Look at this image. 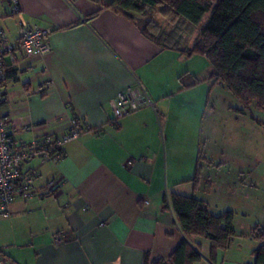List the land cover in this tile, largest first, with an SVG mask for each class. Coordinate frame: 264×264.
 Returning <instances> with one entry per match:
<instances>
[{"label": "crops", "instance_id": "0c3cea01", "mask_svg": "<svg viewBox=\"0 0 264 264\" xmlns=\"http://www.w3.org/2000/svg\"><path fill=\"white\" fill-rule=\"evenodd\" d=\"M12 2L0 0V28L11 43L21 22L50 29L49 52L20 56L17 80L2 85L0 114L14 143L64 133L72 116L86 129L61 145L59 161L35 158L25 167L37 194L12 204L15 217L29 218L0 254L16 264H153L185 239L201 255L197 264H251L258 241L237 244L248 234L234 217L236 238L212 262L208 239L184 235L172 209L178 194L221 212L204 194L198 143L181 136L177 121L190 91L181 78L197 74L183 54L90 0H15L17 14ZM138 86L152 105L114 122L110 101Z\"/></svg>", "mask_w": 264, "mask_h": 264}, {"label": "trees", "instance_id": "16d2710c", "mask_svg": "<svg viewBox=\"0 0 264 264\" xmlns=\"http://www.w3.org/2000/svg\"><path fill=\"white\" fill-rule=\"evenodd\" d=\"M90 1L134 21L142 35L162 49L203 56L215 82L224 84L244 106L254 100L264 108V0ZM149 9H159L165 19H175L173 28L166 31L147 18ZM205 14H209L208 19L200 27L192 45L183 50L181 46L185 39L182 33L197 26ZM4 75L1 86L7 79L17 80L16 67L7 59L4 61ZM183 77V88L197 83L184 82ZM171 205L184 235L208 239L212 262L218 250L227 249L236 236L231 210L214 214L203 201L178 194L171 196ZM251 236L258 241L251 264H264V228H254ZM200 260V253L184 239L168 258L153 264H197Z\"/></svg>", "mask_w": 264, "mask_h": 264}, {"label": "rangeland", "instance_id": "374dc122", "mask_svg": "<svg viewBox=\"0 0 264 264\" xmlns=\"http://www.w3.org/2000/svg\"><path fill=\"white\" fill-rule=\"evenodd\" d=\"M160 14L159 9L147 11V17H154L170 31L176 20L172 17L162 19ZM208 17L209 14H205L197 26L182 33L183 50L192 45ZM182 54L188 69L197 72H185L183 81L197 83L185 88L190 91L182 95L183 102L179 105L182 111L177 120L182 132L179 131L187 141L198 143L197 158L204 178V194L221 210L213 213L231 210L236 226L248 234L236 236L241 237L237 244L247 239L248 247L252 230L264 228V108L254 100L244 106L224 84L215 82L203 56ZM11 211L8 217L0 216V249L6 251L13 245L17 230L29 218L28 213L22 212L15 217L13 206Z\"/></svg>", "mask_w": 264, "mask_h": 264}, {"label": "built area", "instance_id": "2783aa9c", "mask_svg": "<svg viewBox=\"0 0 264 264\" xmlns=\"http://www.w3.org/2000/svg\"><path fill=\"white\" fill-rule=\"evenodd\" d=\"M15 0L12 2V12L18 13ZM18 39L11 43L5 32L0 28V102L2 101V86L4 81V61L7 59L16 65L20 56L43 57L50 50V29L29 26L21 22L18 29ZM144 105H152L145 90L126 88L118 91L110 101L113 121L136 111ZM9 118L0 114V216L11 215L12 204L17 198L29 200L37 194L34 175L25 167L35 158L43 162H57L62 158L61 145L77 139L86 128L76 116L69 119V125L64 133H51L16 145L8 130ZM148 201H145L147 204ZM0 264H16L0 254Z\"/></svg>", "mask_w": 264, "mask_h": 264}]
</instances>
